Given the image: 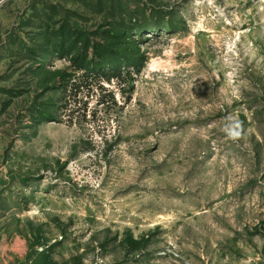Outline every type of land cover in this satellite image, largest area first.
I'll use <instances>...</instances> for the list:
<instances>
[{
	"label": "rangeland",
	"instance_id": "rangeland-1",
	"mask_svg": "<svg viewBox=\"0 0 264 264\" xmlns=\"http://www.w3.org/2000/svg\"><path fill=\"white\" fill-rule=\"evenodd\" d=\"M0 264H264V0H0Z\"/></svg>",
	"mask_w": 264,
	"mask_h": 264
}]
</instances>
